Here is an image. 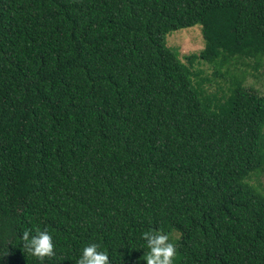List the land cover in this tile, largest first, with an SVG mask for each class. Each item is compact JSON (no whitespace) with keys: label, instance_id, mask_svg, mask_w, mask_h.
Returning <instances> with one entry per match:
<instances>
[{"label":"trees","instance_id":"1","mask_svg":"<svg viewBox=\"0 0 264 264\" xmlns=\"http://www.w3.org/2000/svg\"><path fill=\"white\" fill-rule=\"evenodd\" d=\"M200 25L181 59L174 31ZM196 61L231 74L227 88ZM250 62L252 64H250ZM264 0H0V264H264ZM47 230L53 255L23 250Z\"/></svg>","mask_w":264,"mask_h":264},{"label":"clouds","instance_id":"2","mask_svg":"<svg viewBox=\"0 0 264 264\" xmlns=\"http://www.w3.org/2000/svg\"><path fill=\"white\" fill-rule=\"evenodd\" d=\"M20 239L23 250L38 259L42 260L46 256L53 255V239L47 230L26 229ZM142 239L147 248L146 254L143 252V260L146 264H172L176 248L169 241L167 234L145 231L142 233ZM75 264H110L109 255L106 251L99 250L97 243H89L83 247Z\"/></svg>","mask_w":264,"mask_h":264},{"label":"rangeland","instance_id":"3","mask_svg":"<svg viewBox=\"0 0 264 264\" xmlns=\"http://www.w3.org/2000/svg\"><path fill=\"white\" fill-rule=\"evenodd\" d=\"M167 48L179 53L181 59H185L186 56L199 54L205 47V40L203 37L202 29L200 25H196L191 28H185L172 32L167 36L166 40ZM250 64H252L250 62ZM194 71L202 73L203 77L211 79L213 83L212 90L215 91L220 86L227 88L231 82V74H226L224 78L216 74V68L204 61H196L194 65ZM246 70L245 85L249 88L257 90L260 94H264V67L259 71H254L252 68H242V71ZM264 182V178L262 179ZM178 236L173 235L169 239L174 244V240Z\"/></svg>","mask_w":264,"mask_h":264}]
</instances>
